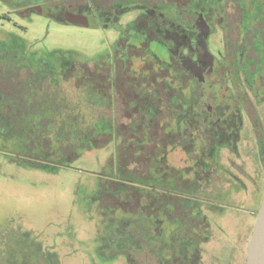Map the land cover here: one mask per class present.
I'll return each instance as SVG.
<instances>
[{
	"label": "flooded vegetation",
	"instance_id": "1",
	"mask_svg": "<svg viewBox=\"0 0 264 264\" xmlns=\"http://www.w3.org/2000/svg\"><path fill=\"white\" fill-rule=\"evenodd\" d=\"M98 2L96 10L61 15L113 35L95 61L59 67L77 98L74 90L41 97L38 83L50 82L52 71L33 69L19 48L0 46V131L21 135L44 155L55 152L64 131L75 147H113L119 170L103 186L97 238L125 245L135 264H198L194 227L204 221L183 196L194 183L190 175L207 182L217 169L212 148L235 147L245 127L264 147V0ZM213 35L220 38L216 49ZM61 99L65 106L56 105ZM131 176L147 178L146 185L120 190ZM181 226L189 257L167 262Z\"/></svg>",
	"mask_w": 264,
	"mask_h": 264
},
{
	"label": "rangeland",
	"instance_id": "2",
	"mask_svg": "<svg viewBox=\"0 0 264 264\" xmlns=\"http://www.w3.org/2000/svg\"><path fill=\"white\" fill-rule=\"evenodd\" d=\"M47 6L29 3L15 9L0 0V46L19 48L33 69L41 64L52 71L51 78L46 77L53 83L51 89L65 91L68 82L58 70L64 61H95L113 35L66 15L57 18L62 11L57 17L46 14ZM211 43L218 48L219 36L213 35ZM240 132L235 147L212 148L217 169L207 182L199 184L191 174L194 183L183 189L196 208L192 214L204 221L194 227L200 233L198 264L245 263L264 190V170L253 137L247 136L246 127ZM17 135L0 131V264H135L127 259L125 245L97 238L99 203L106 202L103 186H109L119 170L113 147H75L69 157H58L27 148ZM183 155L187 159L188 153ZM131 177L132 182L118 185L120 190L146 185L147 178ZM99 192L104 194L101 200ZM183 230L177 227L180 238L167 246V262L188 259V249L180 244ZM143 250L137 248V255Z\"/></svg>",
	"mask_w": 264,
	"mask_h": 264
},
{
	"label": "trees",
	"instance_id": "3",
	"mask_svg": "<svg viewBox=\"0 0 264 264\" xmlns=\"http://www.w3.org/2000/svg\"><path fill=\"white\" fill-rule=\"evenodd\" d=\"M16 1H17V5H19L17 7L25 6L29 3L31 5L37 4V3L47 4L48 10L45 13L52 15V16H55V17H57L56 14L60 11H62V12H67L68 10L93 11V10H96L100 4L98 2V0H16ZM57 18L60 19L61 15H59ZM50 82H52V81L50 80ZM46 83H47V80H45V81L43 80V82L38 83V85H40V86H37V88L41 92V94H40L41 97H49L50 92H52V93L57 92V91H54L53 89H51L49 87V85L50 84L52 85V83H50L49 85H47ZM43 84L46 87H42ZM67 90L70 92L74 89L70 90V88H65V91H67ZM60 91H62L63 93L65 92L63 90H60ZM74 93L75 94L73 96L77 98L78 94H76L77 92L75 90H74ZM65 104L66 103H65L64 99H61V101L58 102L56 105L57 106H65ZM49 133H51L52 135L54 134L53 131L49 132ZM68 138L70 139L69 133L64 131L62 133V136L58 137V141H56L55 144L53 143L54 146L51 149H53L55 151L53 153H56L58 155V157H64V156L69 157L68 154L71 155L73 153L72 149L75 148V143L73 142L71 145L66 144L65 142ZM73 138H74V136L71 137V139H73ZM56 140H57V138H56ZM32 146H34V148L39 147L36 145H30V147H32ZM257 147L259 150V152H258L259 160H260L261 164H263V166H264V147H262V146H257Z\"/></svg>",
	"mask_w": 264,
	"mask_h": 264
},
{
	"label": "water",
	"instance_id": "4",
	"mask_svg": "<svg viewBox=\"0 0 264 264\" xmlns=\"http://www.w3.org/2000/svg\"><path fill=\"white\" fill-rule=\"evenodd\" d=\"M245 264H264V190L247 245Z\"/></svg>",
	"mask_w": 264,
	"mask_h": 264
}]
</instances>
